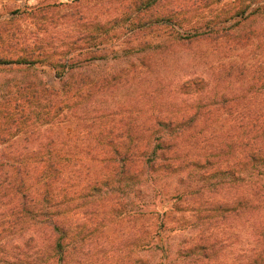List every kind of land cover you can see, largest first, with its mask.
Instances as JSON below:
<instances>
[{"label": "trees", "instance_id": "obj_1", "mask_svg": "<svg viewBox=\"0 0 264 264\" xmlns=\"http://www.w3.org/2000/svg\"><path fill=\"white\" fill-rule=\"evenodd\" d=\"M166 1L122 0L114 22L131 36L163 27L172 30L179 45L192 47L205 41L233 49L258 43V54L264 51V28L234 31L260 11H249L252 4L245 0L240 6L235 0L223 4V0H173L172 6ZM258 3L264 9V2ZM53 6L36 9L44 12ZM36 9L28 6L15 13L32 16ZM48 38H19L0 30V69L32 70L46 64L54 78L52 82L18 83L0 95V264H88L81 255L85 246L88 250L83 249V255L91 254L85 241L97 228L126 216L143 234L131 244L144 250L158 246L169 212L158 215L164 217L160 224L142 220L150 195L145 185L157 190L154 184L159 175L181 170H190L188 177H197L198 185L196 190L182 192L180 198L200 195L195 210L204 212L209 223L227 219L229 213L256 217L257 244L237 264H264V62L257 57L248 62L243 55L242 61L232 62L218 74L224 85L214 93H203L201 87L191 103L175 105L177 110L151 108L152 113L143 118L133 111V116H120L115 124L101 114L84 118L90 120L85 131L64 139L43 133L41 127L64 123L67 118L70 123V117L82 119L78 112L83 107L88 110L97 94L101 105L108 104L105 93L117 76L109 73L97 79L78 59L86 53L90 54L87 62L105 59L108 54L101 51V43L94 48L90 41L79 44V53H74L78 49L74 43L64 40L60 49L55 37ZM8 42L20 45V51L14 55L6 51ZM235 76L247 82L242 97L232 91ZM201 83V78L188 79L184 88H198ZM224 112L232 117L229 130L212 134L217 115ZM78 140L85 145L81 151ZM80 153L84 154L81 158ZM80 160L86 173L79 180L73 167ZM213 179L220 181L214 185L238 194L208 201L210 195L205 192ZM84 215L89 218L82 221ZM211 238L204 231L197 244L185 248L183 261L198 253L213 254ZM161 248L166 250L164 245ZM116 254L102 255L98 263L118 264Z\"/></svg>", "mask_w": 264, "mask_h": 264}, {"label": "rangeland", "instance_id": "obj_2", "mask_svg": "<svg viewBox=\"0 0 264 264\" xmlns=\"http://www.w3.org/2000/svg\"><path fill=\"white\" fill-rule=\"evenodd\" d=\"M231 1L233 0H223L220 3ZM235 1V4L240 6L243 0ZM259 1L264 2V0H245L249 6L252 4L249 11L254 9H260V11L238 27H234V31L264 28V14L261 13L264 9H261ZM121 3L122 0H0V30L4 34L14 33L19 38L30 39H35L37 36L44 39L55 37L60 49H64L61 46L64 40L74 43V47H78L77 52L73 51L74 53H79V44L90 41L91 48H94L101 43L100 46L104 47L101 51L108 54L105 59L87 62L90 58L88 53L78 59H81L79 60L82 61L81 65H84V68L88 67L95 77H98L97 79L109 73H115L117 76L115 80L113 79L107 94L105 93L108 104L101 105L100 96L97 94L93 99L94 103L89 102L88 110H83V107L78 112L82 115V119L70 117V123L67 118L64 123H56L50 125L51 127L48 125L47 128L43 126L41 127L43 133L62 135L64 139H68L66 135L75 137L83 133L87 124L90 123V120L85 122L84 118H91L94 115H105L104 120L115 124L120 120V116H133L134 114L131 115L133 111L135 115L143 118L152 113L151 108L155 111L162 110V112L177 110L175 105L191 103L196 98L195 95L200 94L197 91L199 92L201 87L206 94L210 90L214 93L216 88L221 89L224 83H219L218 74L225 72L232 62L242 61L243 55L248 62L255 60V57L264 62V51L258 54V43L230 49L226 45L215 46L202 41L188 47L176 43L172 30L163 27L131 36V33L121 26L122 24L114 22V18L121 10ZM166 3L172 6L173 0H167ZM48 4L56 6L45 9L44 12L36 9ZM28 6L36 9L34 15L20 17L15 13ZM207 11H209L208 8ZM80 37L85 38L76 43ZM16 42L15 40L14 43ZM6 46L8 47L6 51L10 50L11 54L21 49L20 45L12 46L9 42ZM225 77L229 78L228 75ZM194 78L202 79L201 86L184 88L185 82ZM226 80L225 82L228 83L229 79ZM33 81L52 82L54 81L53 73L46 64L32 70L17 67L0 69V95L8 89L15 88L18 83L25 84ZM56 83H59L58 80ZM246 86L247 82L244 78L235 76L231 87L233 92L242 97L245 95L243 89ZM228 93L231 94V91ZM241 101L243 99L240 98L239 102ZM232 113L235 115L236 111ZM216 118L212 134L229 130L232 122L229 112H224L222 116L217 115ZM5 146L6 144L1 147ZM78 146L77 150L81 151L83 148L80 147H85L84 142L78 140ZM79 155L81 158L84 154ZM79 162L73 168L80 176V180L85 178L86 166L82 160ZM189 171L181 170L172 174L159 175L154 184L157 190L154 191H152L153 186L145 185L146 193L150 195L148 196L149 206L142 220L147 219L150 223L160 224L164 217L159 218L158 215L164 216V212H169L165 216L166 227L157 238L158 246L144 250L137 243L131 244L138 237H143V234L133 228L134 224L126 216L114 222H107L103 228H97L93 236L85 241L91 250V254L87 255L89 259L83 255L87 253L88 247L83 248L85 253L83 249L81 250L84 261L88 264H99L98 260L102 255L108 257L115 252L117 253L115 260L118 264H196L197 260L202 261L201 264H237L242 259L241 255L257 244L256 217H251L249 214L238 216L229 213L227 219H217L209 223L204 212L198 213L195 210V207L199 206L200 195L192 196L191 198L195 197L194 201L187 197L180 198L182 192L189 189L196 190L198 185L197 177L192 179L188 177ZM262 182L264 183V180ZM216 183L220 181L213 179L212 185L208 186L209 190L205 192L210 195L207 196L210 197L208 201L238 194V192L234 193L235 190L229 194L228 191L221 189V185H214ZM85 209L86 207L81 208L79 214L81 217ZM84 217L82 221L89 218L87 215ZM108 218L112 220V215H108ZM204 231L206 235L212 236L211 243H214L215 252L207 257L198 253L184 262L185 248L197 244ZM162 245L166 247V250L161 248ZM105 251L106 253L103 254Z\"/></svg>", "mask_w": 264, "mask_h": 264}]
</instances>
